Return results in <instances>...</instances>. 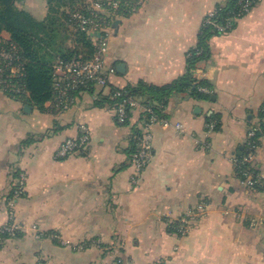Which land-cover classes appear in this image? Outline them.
<instances>
[{
    "label": "crops",
    "instance_id": "0c3cea01",
    "mask_svg": "<svg viewBox=\"0 0 264 264\" xmlns=\"http://www.w3.org/2000/svg\"><path fill=\"white\" fill-rule=\"evenodd\" d=\"M21 1L37 19L48 15V0ZM227 1L141 0L133 11L112 13L110 86L82 89L68 109L0 91V226L19 174L26 175L14 209L23 231L0 245V264H264V192L243 182L236 161L248 151L249 130L260 136L264 129V0L209 38L194 72L208 81L200 89L209 97L172 93L158 111L169 124L152 125L142 172L133 153L147 116L134 109L119 123L111 93L183 77L205 18ZM68 45L83 50L74 39ZM52 50L42 53L54 65L61 56ZM212 117L219 126L207 132ZM81 124L90 127V142L56 157ZM249 164L264 175V138ZM183 218L190 220L185 235L177 229ZM36 231L58 233L66 244Z\"/></svg>",
    "mask_w": 264,
    "mask_h": 264
},
{
    "label": "built area",
    "instance_id": "2783aa9c",
    "mask_svg": "<svg viewBox=\"0 0 264 264\" xmlns=\"http://www.w3.org/2000/svg\"><path fill=\"white\" fill-rule=\"evenodd\" d=\"M141 0H92L78 10L71 13L69 21L72 28L79 31L90 32L96 39L95 50L91 57L73 56L71 58H59L53 65V97L51 106L54 109H68L75 101L77 93L82 89L98 87L106 89L110 86L109 75L115 72V67L108 65V39L111 35L112 13L120 11H133ZM258 0H239L240 10L234 20L249 13ZM215 11L210 13L204 20L207 23L216 24L212 20ZM230 22V20H229ZM203 25V26H204ZM221 33L228 31L230 23L226 26H217ZM100 32L101 36H95ZM26 59L21 54L18 45L12 39H0V91L11 96H27L29 90L26 88L23 79L25 76ZM113 97H118L115 103V118L119 123H126L130 113L134 109L140 110L147 116V119L140 127L141 132L136 136L135 150L133 153V163L137 172H142L151 160L152 146V125L163 123L168 125L158 113L155 104L150 101H140L131 94L125 87H115L112 90ZM217 124L215 118L208 119L206 123L207 132H211ZM176 127L182 130V124L177 123ZM259 136L257 129H250L248 133V148L240 158H237V165L243 177V182L252 187H261L264 192V175L255 167L250 165L255 149L259 146V141L264 138ZM91 140V129L86 124H81L79 134L64 139L57 152L56 157L65 158L75 152L81 151ZM26 175L20 173L17 186L13 190V195L9 199L10 215L8 222L0 226V242L3 239L2 233L11 237L19 235L23 231V226L16 220V201L24 193ZM178 231L185 235L190 229V220L183 218L178 225ZM37 237H51L63 244L66 242L58 233H45L36 231ZM68 244V243H67ZM43 264V263H40ZM154 264H166L164 259H159Z\"/></svg>",
    "mask_w": 264,
    "mask_h": 264
},
{
    "label": "trees",
    "instance_id": "16d2710c",
    "mask_svg": "<svg viewBox=\"0 0 264 264\" xmlns=\"http://www.w3.org/2000/svg\"><path fill=\"white\" fill-rule=\"evenodd\" d=\"M85 1L48 0V15L45 19L39 20L28 10L19 7L17 0H0V34L3 29L9 31L11 39L18 45L22 56L26 59L23 82L31 94L28 102H35L43 108L45 101L53 97V65L42 53L44 49L48 54L50 48L53 49L51 55L58 54L60 58H71L75 55L89 58L93 55L95 37L90 32L79 30L70 32L68 27L71 26L69 21L71 13L80 9ZM239 10V0H228L227 3L216 8L211 18L216 24L207 23L202 27L200 43L191 51L187 72L183 77L170 85L148 86L141 89L125 88L135 96L144 94L145 101H154L157 111L168 104L173 92H189L195 98H208L209 94L200 89L203 86L209 87L208 81L198 80L194 74L197 63L208 55L206 46L209 38L221 33L217 26H226L230 23L228 30L231 29ZM72 39L82 46L81 52L74 46L68 45L69 40ZM112 100L116 103L118 97H113L112 94ZM263 125L264 122L260 124V128ZM2 236L0 245L7 239L14 238L6 233H2Z\"/></svg>",
    "mask_w": 264,
    "mask_h": 264
},
{
    "label": "water",
    "instance_id": "95a60500",
    "mask_svg": "<svg viewBox=\"0 0 264 264\" xmlns=\"http://www.w3.org/2000/svg\"><path fill=\"white\" fill-rule=\"evenodd\" d=\"M95 35L96 36H101V33L100 32H96Z\"/></svg>",
    "mask_w": 264,
    "mask_h": 264
},
{
    "label": "rangeland",
    "instance_id": "374dc122",
    "mask_svg": "<svg viewBox=\"0 0 264 264\" xmlns=\"http://www.w3.org/2000/svg\"><path fill=\"white\" fill-rule=\"evenodd\" d=\"M90 1H91V0H88V2H90ZM19 3L22 4V1L20 2V0H19Z\"/></svg>",
    "mask_w": 264,
    "mask_h": 264
}]
</instances>
